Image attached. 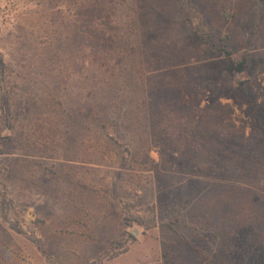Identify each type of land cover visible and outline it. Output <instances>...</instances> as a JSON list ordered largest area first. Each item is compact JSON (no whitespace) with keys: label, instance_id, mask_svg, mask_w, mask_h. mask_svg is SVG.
<instances>
[{"label":"rangeland","instance_id":"1","mask_svg":"<svg viewBox=\"0 0 264 264\" xmlns=\"http://www.w3.org/2000/svg\"><path fill=\"white\" fill-rule=\"evenodd\" d=\"M0 60V264H264V0H0Z\"/></svg>","mask_w":264,"mask_h":264},{"label":"trees","instance_id":"2","mask_svg":"<svg viewBox=\"0 0 264 264\" xmlns=\"http://www.w3.org/2000/svg\"><path fill=\"white\" fill-rule=\"evenodd\" d=\"M95 7H88L84 10V16L82 18L83 27L87 28L83 34L86 36L85 39L88 40L90 46L92 44L99 45L102 49H105L110 46V39L108 36L106 37V30L105 27L109 24V20L107 16L101 14L99 16V10ZM101 12V11H100ZM231 67L236 71H242L244 69V61L241 63L235 64L230 58L228 59ZM3 62L0 60V72L3 74ZM144 166L148 167V165L154 166V164H150V160L148 157H143ZM7 206L10 207V201L7 200L6 195L3 194L2 199L0 200V216L1 219L7 222ZM11 228V224H10ZM14 231L15 228L12 226L11 228Z\"/></svg>","mask_w":264,"mask_h":264}]
</instances>
